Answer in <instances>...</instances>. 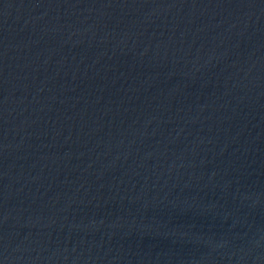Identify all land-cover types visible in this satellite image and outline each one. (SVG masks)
<instances>
[{
    "label": "water",
    "instance_id": "1",
    "mask_svg": "<svg viewBox=\"0 0 264 264\" xmlns=\"http://www.w3.org/2000/svg\"><path fill=\"white\" fill-rule=\"evenodd\" d=\"M0 264H264V0H0Z\"/></svg>",
    "mask_w": 264,
    "mask_h": 264
}]
</instances>
